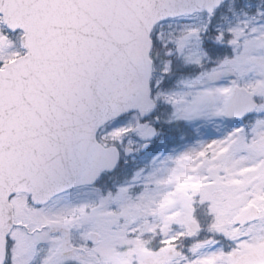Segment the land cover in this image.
<instances>
[{
  "label": "snow or ice",
  "instance_id": "1",
  "mask_svg": "<svg viewBox=\"0 0 264 264\" xmlns=\"http://www.w3.org/2000/svg\"><path fill=\"white\" fill-rule=\"evenodd\" d=\"M0 264H264V0H0Z\"/></svg>",
  "mask_w": 264,
  "mask_h": 264
}]
</instances>
